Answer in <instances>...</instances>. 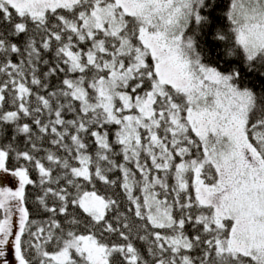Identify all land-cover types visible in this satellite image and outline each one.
<instances>
[{
	"label": "snow or ice",
	"instance_id": "1",
	"mask_svg": "<svg viewBox=\"0 0 264 264\" xmlns=\"http://www.w3.org/2000/svg\"><path fill=\"white\" fill-rule=\"evenodd\" d=\"M0 264H264V0H0Z\"/></svg>",
	"mask_w": 264,
	"mask_h": 264
}]
</instances>
